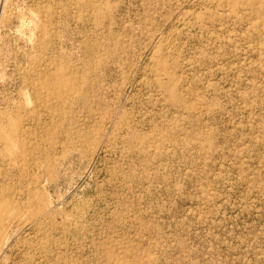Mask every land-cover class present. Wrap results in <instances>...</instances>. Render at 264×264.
Masks as SVG:
<instances>
[{
    "label": "rangeland",
    "instance_id": "obj_1",
    "mask_svg": "<svg viewBox=\"0 0 264 264\" xmlns=\"http://www.w3.org/2000/svg\"><path fill=\"white\" fill-rule=\"evenodd\" d=\"M0 264H264V0H0Z\"/></svg>",
    "mask_w": 264,
    "mask_h": 264
}]
</instances>
